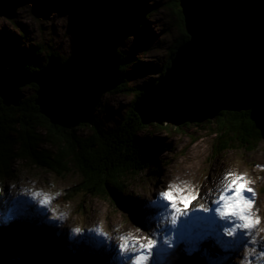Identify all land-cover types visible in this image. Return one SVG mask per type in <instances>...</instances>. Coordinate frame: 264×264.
Listing matches in <instances>:
<instances>
[{
  "label": "rangeland",
  "instance_id": "1",
  "mask_svg": "<svg viewBox=\"0 0 264 264\" xmlns=\"http://www.w3.org/2000/svg\"><path fill=\"white\" fill-rule=\"evenodd\" d=\"M171 1L135 0L134 2L130 0L129 2V0H126L123 2L124 6L122 8L119 6V9H116L117 13H122L124 17L128 18L132 17V13L137 12L145 15L142 9L144 7L148 9L146 12L148 14L147 18L141 21L138 28L131 30V33L125 38L124 44L119 48L120 50L122 49L123 53L134 55L135 57L132 65L128 68L131 73L129 80L134 86L159 77L161 69L169 59V51L174 48L177 50L178 48L176 46L182 38L183 31L178 24L179 18L177 10H175L177 8ZM0 6L5 8L4 3ZM13 7L15 9L10 10V13L13 14L11 18L0 16V46L5 44L2 41L6 40V38L19 42L14 45L16 47H10L11 51L7 52L4 48L0 49V60L6 56L11 61H15L16 59L14 58L19 55L15 49L20 42L18 51L23 48H33L36 57L41 55V53H38L41 51L40 46L43 47V52L44 50L45 52L54 51L63 57H68L74 45L79 42L77 41L78 39L85 42L94 30H98L103 23L117 14L114 11L115 9L101 3V0H25L22 5L19 6L15 3ZM40 7L43 9H40ZM124 8L125 10H123ZM6 54H10V56ZM22 65L25 68V62ZM34 85L27 84L22 86L19 89L21 97L36 94L37 89L34 90ZM134 98L133 94L118 95L110 91L106 92L102 96L94 117L99 114L100 119L104 123H107L108 126H113L126 116L132 100H135ZM102 109L103 112L101 111ZM86 123L90 124L91 122ZM165 124L170 123L158 124L161 128L155 130L158 138L163 139L165 143L164 149L156 153L155 165L160 163L159 173L156 176L152 171H149L147 174L138 176L136 180H130L127 187L119 190L116 196L118 199L106 194H97V196L74 192L72 190L73 187L79 186V182L82 181V177L76 170L60 176L53 171L36 167L27 160L17 159L14 161L12 172L8 173L9 175L4 179H1L3 177L0 178L2 207H6L3 201V191L11 187L16 192H7V194L11 195V198H18V204L21 202L25 206L26 203L34 204L32 208L35 215L39 214L36 207L41 206L37 200H33L30 195H25V193L29 190L33 192L41 191L53 197L47 209V213H51L52 216H44L51 228L53 230L54 228H59L57 223L59 220L66 221L65 232H74L78 228L86 229V227L87 231H89L88 227H92L90 229L91 233L85 234L84 237L86 240L84 245L90 250L91 255L89 254V256H92V253L97 251L106 259L105 264H109L110 260L107 254H112L111 249H106L105 246L98 248L94 241L95 236L92 233L94 229L102 228L105 231L108 228H113L114 230L110 233L115 238L126 233L133 236L137 233L140 234L137 228L144 233L146 229L145 222L148 217L163 219L164 223L159 227L160 232L156 233L159 247L160 243L168 238L166 231L169 229V224L166 221L171 213L166 210L163 214H157L156 206L151 203L155 199L156 193L163 191L165 185L170 182H186L197 193V198L192 200L188 206V211H190L198 205H206L210 202L211 193L220 187L219 178L225 172L231 171L243 174L250 182L244 186L251 188L252 193L245 192L244 196L252 201V210L260 218V223L251 236L238 234L237 239L233 241L230 237L222 234V228L220 227L229 222L222 221L221 225L219 223L216 224L217 216H214V223L211 222V227H203L206 233L213 236L209 240L203 239L202 243L206 249L209 248L208 245L210 243H216L222 248H229L231 249L230 251H232V248H236L233 253L234 259L227 262V264L246 262L247 259L243 261L241 258H237L239 253H242L244 258L247 257L249 259L253 250L257 251L260 247V243L254 245L252 240L255 239L260 242L261 239H264V170H261L264 168V140L255 150H247L248 148L239 149V147L235 146V149L221 151L216 156L218 145L215 143L214 139L216 136L212 130L193 127L189 131L182 133L173 128L176 127L175 125H172V130L163 129ZM147 125L151 126L153 123ZM39 130L41 132L44 131L41 127ZM78 133L90 135V127L87 125ZM205 188L209 190L208 194H205ZM160 209L163 210L164 208ZM0 210L2 209L0 208ZM43 211L42 213H44ZM1 212L3 214V211ZM15 219L17 220V218ZM8 220L9 222H1L0 224L5 226L10 224L8 226L10 228L12 222H10V218ZM190 221L193 222L192 220ZM214 224L216 226L219 225L217 226L219 231H212L216 227ZM115 226L119 230H116ZM42 232L46 234L44 231ZM167 234L170 235V231ZM258 234L261 235L258 237ZM37 236L43 242L47 241V235ZM139 237L143 236L140 234ZM62 238L61 236L59 240H62ZM52 240L55 239L52 238ZM187 241L189 240L185 242ZM185 242L177 244L178 242L174 241L176 251L170 255L171 258L187 261L192 259L193 256L199 257L198 254H193L194 243L188 242L185 246ZM244 245H250L251 251L243 252ZM56 249L58 253L61 251L60 247ZM171 250L172 248L170 252ZM63 251L66 252L65 249ZM157 252L161 255H154L149 262L150 264H161L163 259H159L166 257L160 250H157ZM61 253H63V260L65 257H70L69 255L66 256L62 251ZM81 253L79 254L82 256L77 257H83L87 264H92L89 256L84 252ZM260 254L261 252H256L252 259L262 257ZM116 257H118V253H116ZM55 260L59 263L61 262L58 258ZM200 260L202 264H217L218 258L200 255ZM19 263L29 264L22 260H19Z\"/></svg>",
  "mask_w": 264,
  "mask_h": 264
},
{
  "label": "water",
  "instance_id": "2",
  "mask_svg": "<svg viewBox=\"0 0 264 264\" xmlns=\"http://www.w3.org/2000/svg\"><path fill=\"white\" fill-rule=\"evenodd\" d=\"M124 1L101 3L117 13ZM3 3L0 15L11 18L13 5L25 0H0ZM179 5L189 39L135 104L142 123H203L221 111L264 115V0H179ZM125 18L117 13L85 42H77L65 61L51 55L41 70H26L22 56L15 61L2 58L3 103L18 105V89L35 84V103L52 124L72 128L91 122L102 96L121 82L117 50L133 25Z\"/></svg>",
  "mask_w": 264,
  "mask_h": 264
},
{
  "label": "trees",
  "instance_id": "3",
  "mask_svg": "<svg viewBox=\"0 0 264 264\" xmlns=\"http://www.w3.org/2000/svg\"><path fill=\"white\" fill-rule=\"evenodd\" d=\"M171 2L177 8L175 10L179 18L178 24L183 31L182 38L176 46L178 47L188 40L189 36L185 30L179 0ZM147 10L146 7L142 9L145 15L137 12L132 13L130 19L125 18L133 24L132 31L147 18ZM2 42L5 44L0 46V49L4 48L8 52L11 51L10 47L19 41L6 38ZM20 43L15 49L19 55L14 59L19 56L24 57L25 68L30 71L41 70L46 65L50 54L55 55L59 61H65L67 58L54 51L45 52L44 50L43 52L42 46H40L41 51L38 52L41 55L36 57L33 48H23L18 51ZM175 49L169 51V59L161 69L159 77L171 64ZM118 54L121 62L119 67L121 82L111 92L118 95L133 94L135 100H132L126 116L113 126H108L100 119L99 114H96L90 124L82 123L73 128H63L52 124L40 112L35 103V94L22 97L18 106L5 105L0 98V178L3 177L1 179L12 172L15 160L22 159L60 176L76 170L82 177V181L79 182V186L73 187L74 192L116 197L121 188L128 186L130 180H136L138 176L147 174L149 171L157 176L160 163L155 165L156 153L165 147L164 140L158 138L155 133V130L161 126L154 123L151 126L143 124L134 107L145 95L146 87L157 83L159 77L137 86L132 85L128 68L135 57L123 53L122 49L118 50ZM6 55L10 56V54ZM101 111L103 112V109ZM87 125L90 127V135L78 133ZM40 127L44 131L41 132ZM172 127V124H165L163 129L172 130ZM193 127L214 132L216 136L214 140L218 145L216 156L221 151L235 149V146L239 149L255 150L264 139V115L258 111L254 113L252 111H221L213 120L203 123H185L173 128L184 133ZM30 223V221L25 223L23 228L6 227L11 230L9 232L0 231V264H20L19 260L29 264H74L73 262L80 264L81 261L87 264L77 255L72 257L69 254L70 257H65L63 260L61 251L67 256L68 253H74L73 249L69 248L70 246L67 248L59 246L61 251L58 253L52 244L54 242L52 238L47 237L45 242L40 240L41 238L35 234V228H32L33 225ZM16 227L18 230L14 231ZM54 244L58 245L60 242ZM64 249L66 252L63 251ZM56 258L61 262L56 261Z\"/></svg>",
  "mask_w": 264,
  "mask_h": 264
},
{
  "label": "snow or ice",
  "instance_id": "4",
  "mask_svg": "<svg viewBox=\"0 0 264 264\" xmlns=\"http://www.w3.org/2000/svg\"><path fill=\"white\" fill-rule=\"evenodd\" d=\"M261 170H264V168ZM218 183L220 187L216 188V190L211 193L212 198L210 203L217 205L215 212L219 219L229 222L226 225L220 226L222 228V234L230 237L233 241L237 239L238 234H247L251 236V234L257 230L260 218L256 216L255 212L252 210V201L244 196L245 192L252 193L251 188L244 186L250 182L243 174L227 171L219 178ZM204 192L208 194L209 190L205 188ZM25 195H30L31 198L37 200L42 207H49L53 199V197L41 191L33 192L29 190ZM196 198L197 193L192 190L191 185L183 181H177L176 183L170 182L165 185L164 190L156 193L155 199L151 203L154 206H158V215L159 206L169 211L171 215L166 222L169 225H175L180 217L188 216V206L190 202ZM191 211L192 216L189 217V220L204 219L214 223L213 217H199L196 215L197 212H211L212 209L210 207L198 205ZM81 231V229H76L75 233L79 235ZM137 231H140V229H137ZM98 234L103 235L102 232H98ZM118 239L120 243L117 245V248L120 257L127 256L131 264H149L154 255H158L157 240L153 237L151 230L143 237H135L128 234L120 236ZM162 243L169 249L173 247L172 244L166 241ZM252 243L255 245L262 242L253 239ZM251 255H255V249ZM261 258L264 259V255H262ZM245 259L248 260V264H252L250 259L247 257Z\"/></svg>",
  "mask_w": 264,
  "mask_h": 264
},
{
  "label": "bare ground",
  "instance_id": "5",
  "mask_svg": "<svg viewBox=\"0 0 264 264\" xmlns=\"http://www.w3.org/2000/svg\"><path fill=\"white\" fill-rule=\"evenodd\" d=\"M0 16H6V15H0ZM37 87L38 86H35V90L37 89ZM20 89V88H19ZM19 89H18V92H19ZM113 91V90H112ZM111 92V91H110ZM20 93V92H19ZM20 97H21V93H20ZM22 98V97H21ZM35 98H36V94H35ZM19 104H20V102H19ZM18 104V105H19ZM18 105H16V106H18ZM15 106V105H14ZM210 217H212L211 215H209ZM216 220L218 221V222H220L221 221V223H222V221L223 220H220L219 219V217L217 216L216 217ZM217 221H216V224H217ZM204 222H205V224H207L208 225V228H210L211 227V222H209V221H207V220H204ZM220 223V224H221ZM192 224H193V222H191L190 220H189V217L187 218V217H180L178 220H177V223L175 224V225H177V232L175 233V236H174V241H177L178 243L177 244H179V243H183V242H185L186 240H189V241H187V242H185L184 243V245L186 246V244L188 243V242H190V239H192V237H190V239H183L182 241L180 240V239H182L183 237H184V232L182 231V230H184L185 229V227L188 225V227L189 228H187L185 231H186V233H188V234H192L193 232H194V229H193V227H192ZM16 226V225H15ZM168 231H169V229H167V231H166V236L167 237H169V235L167 234L168 233ZM209 234V233H208ZM257 235V234H256ZM259 239V238H258ZM166 241V240H165ZM59 242H61V240H58V243ZM163 242V241H162ZM160 243V245H159V247H158V243H159V241L157 240V247H158V250H160L161 251V253H163L165 256H168L170 253V249L169 248H167L166 247V245L164 244V243ZM260 242H262L261 244L264 246V242L262 241V239H261V241ZM160 246H162V247H160ZM259 246V245H258ZM67 248V247H66ZM195 251H196V249H195ZM159 256L161 255V254H158ZM188 255H189V253H188ZM163 257V256H162ZM118 258V257H117ZM163 258H160L159 260H162ZM252 264H264V259H262L261 257H258V258H254V259H252Z\"/></svg>",
  "mask_w": 264,
  "mask_h": 264
}]
</instances>
